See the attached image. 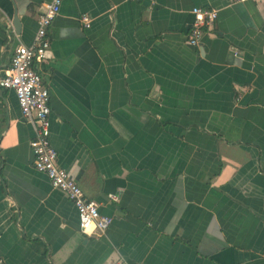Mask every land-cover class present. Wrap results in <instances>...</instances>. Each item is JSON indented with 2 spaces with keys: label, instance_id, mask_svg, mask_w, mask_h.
I'll use <instances>...</instances> for the list:
<instances>
[{
  "label": "crops",
  "instance_id": "obj_1",
  "mask_svg": "<svg viewBox=\"0 0 264 264\" xmlns=\"http://www.w3.org/2000/svg\"><path fill=\"white\" fill-rule=\"evenodd\" d=\"M51 1L0 0V76ZM49 37L50 143L112 223L80 232L0 89V264H264V1L61 0Z\"/></svg>",
  "mask_w": 264,
  "mask_h": 264
},
{
  "label": "built area",
  "instance_id": "obj_2",
  "mask_svg": "<svg viewBox=\"0 0 264 264\" xmlns=\"http://www.w3.org/2000/svg\"><path fill=\"white\" fill-rule=\"evenodd\" d=\"M60 3L61 0H52L38 15L36 32L30 45L17 43L13 47L9 66L0 76V89H10L14 92L22 117L33 125L34 134L29 141L32 166L47 177L53 188L62 191L72 202L77 211L80 232L91 235L94 231L105 232L111 225L112 218L101 214L98 203L86 197L68 171L59 166L58 153L49 138V90L44 85L40 72L34 67L35 63L47 61L51 57L49 29L59 12ZM191 13L193 20L187 34V42L190 46L197 47L202 37L213 30L217 10L195 6ZM81 21L83 26H89L90 19L87 15H83ZM238 54L234 52V55ZM108 196L110 200L118 201L116 194Z\"/></svg>",
  "mask_w": 264,
  "mask_h": 264
}]
</instances>
